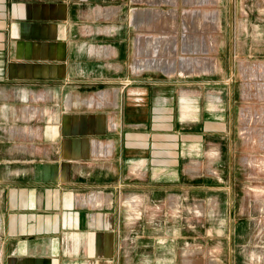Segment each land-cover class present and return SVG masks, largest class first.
<instances>
[{"label":"rangeland","instance_id":"rangeland-1","mask_svg":"<svg viewBox=\"0 0 264 264\" xmlns=\"http://www.w3.org/2000/svg\"><path fill=\"white\" fill-rule=\"evenodd\" d=\"M170 1L106 0L104 7L94 8L88 38L98 46L92 47V60L109 64L117 74L128 68L133 78L148 74L150 81H164L176 94L229 98V138L213 140L228 144L198 146L190 155L181 149L178 164L171 155L164 175L148 181L140 164L129 162L114 201L120 228L113 260L67 264H264V133L255 132L260 124L252 120L250 134L243 135L241 116L247 106L253 112L264 107L258 92L259 84L264 89V0ZM138 7L150 10L149 27L132 21ZM194 10L206 24L214 14L217 27L209 33L215 41L209 55L213 66L167 74L135 65L141 35L158 37L165 55L174 53L175 40L181 55L182 15ZM162 14L173 16V22L158 24ZM150 53L156 55L153 49ZM49 81L0 82V157L43 156L51 149L57 114L80 106L81 97L91 93L76 82L62 86Z\"/></svg>","mask_w":264,"mask_h":264},{"label":"crops","instance_id":"crops-1","mask_svg":"<svg viewBox=\"0 0 264 264\" xmlns=\"http://www.w3.org/2000/svg\"><path fill=\"white\" fill-rule=\"evenodd\" d=\"M105 1L0 0V82L91 90L57 114L43 156L0 157V264L113 260L114 201L129 162L148 181L164 175L171 155L178 164L181 149L228 144L213 140L229 138V98L176 94L148 74L133 78L129 68L117 74L92 60L90 19Z\"/></svg>","mask_w":264,"mask_h":264},{"label":"bare ground","instance_id":"bare-ground-1","mask_svg":"<svg viewBox=\"0 0 264 264\" xmlns=\"http://www.w3.org/2000/svg\"><path fill=\"white\" fill-rule=\"evenodd\" d=\"M213 1L214 0H212V2ZM176 2L177 0L170 1V3L173 4H175ZM137 9L138 13L134 14V16L132 17V21L139 28H143L145 25L149 27L150 10L148 9L146 11L142 7H139ZM146 13L148 16H146L145 18ZM200 14L201 13L198 10H194L192 13H190L189 11L183 12L182 21L185 30L183 31V38L181 39V55L177 53L175 40L173 41L174 53L168 51L169 54L165 55V45L158 41V37L153 38L152 36L141 35L139 38L140 48L136 49L139 58L135 60V65L143 66L144 68H158L167 74H171L172 72L176 71L178 73L184 74L200 72L201 70H206L209 69L210 66H213L214 61L209 57V55L210 52L215 49V41L212 37L213 35L210 36L209 33L215 31V27H217V24L216 22H214L213 13L210 24H206L201 21ZM171 17L173 16H170V18H168L164 14H162V17L158 19L159 21H156L158 24L160 23L161 25H163L164 23H170V20H172L173 22V18L171 19ZM208 28L209 30H207ZM151 49L156 52V55L150 53ZM160 51L163 52V54H161V57L159 56ZM258 92L259 96L264 98V89L261 84L258 85ZM241 116L243 122L245 123L244 128L242 129L243 135L245 134L246 136L247 134H250L249 132L251 131L249 130V127L252 120H256L258 121V124H260L258 126H255V132L264 133V107L261 108L258 112H253L252 110H250V108L248 110L245 107V109L241 111Z\"/></svg>","mask_w":264,"mask_h":264},{"label":"built area","instance_id":"built-area-1","mask_svg":"<svg viewBox=\"0 0 264 264\" xmlns=\"http://www.w3.org/2000/svg\"><path fill=\"white\" fill-rule=\"evenodd\" d=\"M130 81L129 80H126V83H129Z\"/></svg>","mask_w":264,"mask_h":264}]
</instances>
